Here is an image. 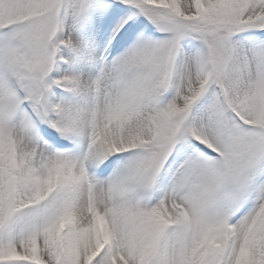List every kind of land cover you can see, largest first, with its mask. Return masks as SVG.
Instances as JSON below:
<instances>
[{
  "label": "snow or ice",
  "instance_id": "snow-or-ice-1",
  "mask_svg": "<svg viewBox=\"0 0 264 264\" xmlns=\"http://www.w3.org/2000/svg\"><path fill=\"white\" fill-rule=\"evenodd\" d=\"M0 264H264V0H0Z\"/></svg>",
  "mask_w": 264,
  "mask_h": 264
}]
</instances>
